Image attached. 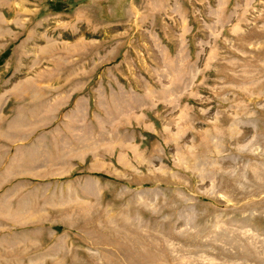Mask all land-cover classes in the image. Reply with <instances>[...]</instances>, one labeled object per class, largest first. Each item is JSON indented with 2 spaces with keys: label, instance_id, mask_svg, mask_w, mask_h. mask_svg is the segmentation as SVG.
<instances>
[{
  "label": "rangeland",
  "instance_id": "1",
  "mask_svg": "<svg viewBox=\"0 0 264 264\" xmlns=\"http://www.w3.org/2000/svg\"><path fill=\"white\" fill-rule=\"evenodd\" d=\"M0 264H264V0H0Z\"/></svg>",
  "mask_w": 264,
  "mask_h": 264
},
{
  "label": "crops",
  "instance_id": "2",
  "mask_svg": "<svg viewBox=\"0 0 264 264\" xmlns=\"http://www.w3.org/2000/svg\"><path fill=\"white\" fill-rule=\"evenodd\" d=\"M46 194H49V190H46Z\"/></svg>",
  "mask_w": 264,
  "mask_h": 264
}]
</instances>
